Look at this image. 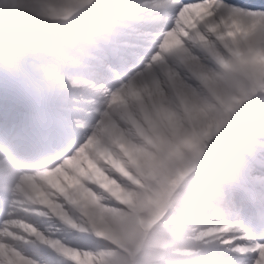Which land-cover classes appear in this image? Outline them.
<instances>
[{"label":"snow or ice","instance_id":"6c2138e0","mask_svg":"<svg viewBox=\"0 0 264 264\" xmlns=\"http://www.w3.org/2000/svg\"><path fill=\"white\" fill-rule=\"evenodd\" d=\"M226 11L221 8L220 14ZM27 141L46 145L58 162L73 157L80 144L59 106L36 87L32 55L18 56L5 47L0 54V143L20 150ZM216 154L234 168L224 210L209 223L217 234L218 264H264V135L234 133L219 141ZM11 217V202L0 198V227ZM59 234L66 247L37 246L36 258L43 264H80L90 255L92 233L62 224Z\"/></svg>","mask_w":264,"mask_h":264},{"label":"rangeland","instance_id":"374dc122","mask_svg":"<svg viewBox=\"0 0 264 264\" xmlns=\"http://www.w3.org/2000/svg\"><path fill=\"white\" fill-rule=\"evenodd\" d=\"M5 2L6 1L3 0L2 1V5L0 6V8H1L0 9V13H1L0 14V18L1 19H2V17H4L7 14H9L10 11H12V8L10 7V5H8ZM43 3H44L43 0H16L17 7H16V9H14L16 12L15 13H11L10 15H18L19 12H21V13L31 12L35 7H37V6H39V5L43 4ZM5 8L7 10L4 12ZM18 10H19V12H18ZM2 14H3V16H2ZM7 27H8V24H7L6 21H4L2 29H6ZM252 44L253 43L250 44L248 51H246V52L244 51V53H245L244 54V61H240V63H242V65H248V68H249V70L251 72L256 70V78L258 79L260 77V75L262 74V71L264 70V68L261 67L262 65H264V61H262L260 59L258 53L254 50L253 47H251V46H253ZM222 48L221 49L217 48V50L219 51L218 56L221 59H223L224 61L218 60L217 62L214 63V65H218L217 64L218 62L221 63L222 65H227L228 62L230 61V53H229L230 47L226 45V46H224ZM190 61H191L192 65H194V66L202 64V62L199 59H196V60L195 59L194 60L193 59H189V62ZM226 62H227V64H226ZM199 63H201V64H199ZM229 64L230 65H238V64H234V63H229ZM166 65H167L166 62L163 61L159 65V68L163 69ZM239 69H240V65H239V67L237 69H235V71L238 72V73L242 72V70L240 71ZM223 74H224L225 77H227V79L229 80V83L232 84V82L234 80L232 79V76L228 75L229 72L224 69L223 70ZM248 86H250V84L247 82L241 88H239V87L233 88L232 86L228 87V89L225 91L226 93H228V100L227 101H222V96L219 93V90H220L219 86L215 85L213 87L214 91H216L217 98L221 102H219V104H215V106L205 108L203 110V112L201 110L198 111V113H201V116H202V113H203L204 117L207 120L206 122L209 123V128H207V129H205L204 127H198L197 128V130L200 132L201 135H204L205 133H207V135L209 137L210 136L214 137L217 134L216 130L220 127V125L223 122L224 123H223L222 127H224V126L229 124L230 121L224 119V116L222 114V111H224L225 107L226 108L227 107L228 108H235V109L237 108L238 111L239 110L240 111L243 110V107L241 106L243 104V99L240 96L242 94H244V91H245V89ZM254 88H257V87H254ZM252 95L253 94H251L250 96H252ZM207 101L213 103V101L211 99H209ZM173 108L174 107L169 106V110H173ZM186 112H187L186 115L189 118L192 119V117L194 115V112L191 111L189 113L187 108H186ZM232 113L235 114V115L237 114L236 112H232ZM171 120H172V122H171ZM171 120H169V124L170 125L175 124V125L178 126V125H180L183 122V120L180 119V115H179V112L177 111V109H174V113L171 115ZM116 124L117 123L114 122V127H116ZM231 125H233V124H231ZM165 127L166 126H163V124L160 123L158 125V127L156 128V131H157L156 133L159 136L160 140L163 141V142L172 140V138H173V137H171V132L164 129ZM222 127H220V128H222ZM190 128H191V130H196L191 124H190ZM166 131H168L169 133L167 134ZM190 134H189V137H190ZM205 137H207V136H205ZM173 142H175V141H173ZM106 151L111 155V157L114 155L112 158L114 159V161L116 160L117 163H118V161L120 160V156H118L119 154L114 152L112 149L110 150V148H107ZM198 161H199L198 156L194 157L193 160H192V162H194V165H197ZM153 205H154L153 201L150 200L148 205L145 207V210L143 212L141 211L140 216H139L140 219H136V218H134L133 216H131V215H129L127 213L126 216L122 220H120L115 226H113V229H111V231H113L114 235L117 238H121L122 237V233H124V232L126 233V230L128 228H130L133 232L138 233L140 235L142 233V231L145 230V228H148V226H149L148 224H149L151 218L153 217V212L160 211L157 206H155V205L153 206ZM90 206L94 207L92 202H90L89 207ZM150 206L154 207V209H152V212H150V210H151V209H149ZM93 207H90L91 208L90 211H94L95 210L96 213L99 212L98 213L99 217H101V215L102 216L105 215V217H106L107 212L111 213V211H107V208H108L107 206H102L103 208L102 207H98L99 209H97V206H95L94 208ZM111 210H113V209H111ZM127 215H129V216H127ZM104 259H105V257H104ZM93 262H94V260L92 259L90 263H93ZM109 262H110L109 258L106 257V259L103 260L102 264H111Z\"/></svg>","mask_w":264,"mask_h":264},{"label":"bare ground","instance_id":"6f19581e","mask_svg":"<svg viewBox=\"0 0 264 264\" xmlns=\"http://www.w3.org/2000/svg\"><path fill=\"white\" fill-rule=\"evenodd\" d=\"M218 8H223V5H218L217 6ZM1 9V8H0ZM264 49V48H263ZM248 51V50H247ZM244 53V52H243ZM194 60V59H193ZM191 62V61H190ZM199 64H201V63H199ZM226 64H227V62H226ZM202 65V64H201ZM190 112V111H189ZM167 113H169V114H167ZM166 114H163L162 116H161V118L162 119H167V120H169V115H172L173 114V112H171V111H168ZM155 116H156V114H155ZM208 116V115H207ZM173 120V119H172ZM172 122V121H171ZM163 124V123H162ZM164 126V125H163ZM162 131V130H161ZM111 150V149H110ZM116 154V153H115ZM113 155V154H112ZM117 155V154H116ZM114 156V155H113ZM112 156V157H113ZM119 156V155H118ZM119 160V159H118ZM116 161V160H115ZM117 162V161H116ZM90 207H93V206H90ZM94 207H95V205H94ZM93 207V208H94ZM105 208V207H104ZM91 209V208H90ZM97 209H99L98 207H97ZM98 211V210H97ZM99 213V212H98ZM97 213V214H98ZM98 218H100L99 216H98ZM103 225V224H102ZM104 227H103V229H102V231H106L108 234H111V232L109 231V228L108 227H106L105 225H103ZM187 243H189V242H186V241H184V244H187ZM108 258V257H107ZM94 260V262L93 263H90L91 262V260ZM82 260H84L85 262H87L88 264H102L103 263V260H105L104 259V257H98V256H92L91 254L90 255H88L86 258H84V259H82Z\"/></svg>","mask_w":264,"mask_h":264}]
</instances>
